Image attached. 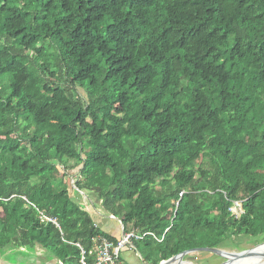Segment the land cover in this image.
Returning a JSON list of instances; mask_svg holds the SVG:
<instances>
[{
	"label": "trees",
	"instance_id": "1",
	"mask_svg": "<svg viewBox=\"0 0 264 264\" xmlns=\"http://www.w3.org/2000/svg\"><path fill=\"white\" fill-rule=\"evenodd\" d=\"M97 211L146 264L264 243V0H0V258L94 264Z\"/></svg>",
	"mask_w": 264,
	"mask_h": 264
},
{
	"label": "rangeland",
	"instance_id": "2",
	"mask_svg": "<svg viewBox=\"0 0 264 264\" xmlns=\"http://www.w3.org/2000/svg\"><path fill=\"white\" fill-rule=\"evenodd\" d=\"M78 92L82 96L83 99H86V93L83 90L79 89ZM50 172L54 178L58 176L57 169L53 168V169H51ZM67 179H65L66 182L68 181ZM69 182H70V185H72L71 187H74L73 186V184H74L73 180L69 179ZM80 195H81V193H80ZM81 200H82L81 202L84 203V205H86V207L91 210V206H90L91 203H90L89 199H87L85 196L82 195ZM96 200H97V198H96ZM232 211L236 217H239V215L241 214L240 209H238V208H232ZM109 218L111 220H113V218H111V216ZM119 225H120V223H119ZM120 233H121V231H120ZM261 244H263V242ZM261 244L259 243L258 245H261ZM254 247H255V245L253 244V242L250 239H248L247 237H241V238L236 239V240L227 241L226 243H224L221 246L220 249L225 251V252H229V253H239L241 251L250 250ZM223 261L224 260L221 259L220 257L214 256V255L209 254V253H196V254H193L192 256L191 255L187 256L184 259V262H192V264H221ZM0 264H57V262L56 261H47L44 258L43 254L32 253L29 255L17 254V255L2 256L0 258Z\"/></svg>",
	"mask_w": 264,
	"mask_h": 264
},
{
	"label": "built area",
	"instance_id": "3",
	"mask_svg": "<svg viewBox=\"0 0 264 264\" xmlns=\"http://www.w3.org/2000/svg\"><path fill=\"white\" fill-rule=\"evenodd\" d=\"M26 200L25 198H23ZM33 206V205H32ZM34 207V206H33ZM234 208L240 209V204L235 203ZM111 218H114L111 216ZM41 222H50L53 225L57 226V222L55 219L47 218L45 216H41L40 218ZM121 226V224H120ZM122 230V236L120 239H118L117 243H112L107 240L100 239L98 240V245L95 247L94 251L92 252L94 255V264H123L121 262V252L126 247H131L133 240H141L146 235H153L151 233L145 234V235H139L136 232H130V233H123V227L121 226ZM155 238V237H154ZM91 254V253H90ZM81 264H86L84 260V252L82 251V258H81Z\"/></svg>",
	"mask_w": 264,
	"mask_h": 264
},
{
	"label": "crops",
	"instance_id": "4",
	"mask_svg": "<svg viewBox=\"0 0 264 264\" xmlns=\"http://www.w3.org/2000/svg\"><path fill=\"white\" fill-rule=\"evenodd\" d=\"M93 214H95L94 218H95L96 224L99 227H101V229L105 233L109 234L110 236H113L115 239L121 238L122 236L121 226L119 225V222H117L116 219L111 220L109 217L105 216L100 211L93 212ZM192 255L193 254H191V256ZM121 262L123 264H146L144 263L143 259L141 258L137 250L131 247H126L122 250ZM192 262H188V263L192 264Z\"/></svg>",
	"mask_w": 264,
	"mask_h": 264
},
{
	"label": "water",
	"instance_id": "5",
	"mask_svg": "<svg viewBox=\"0 0 264 264\" xmlns=\"http://www.w3.org/2000/svg\"><path fill=\"white\" fill-rule=\"evenodd\" d=\"M115 219V218H113ZM264 245H257L254 248L250 249V250H246V251H241L239 253H229V252H225L221 249H209V248H199V249H193V250H189V251H185L175 257H172L171 259L167 260V261H163L160 264H184V259L191 255V254H196V253H209L212 254L214 256L220 257L221 259H223L224 261L221 264H229L231 262L232 259L235 258H246V257H251L255 250L258 249L260 246Z\"/></svg>",
	"mask_w": 264,
	"mask_h": 264
},
{
	"label": "bare ground",
	"instance_id": "6",
	"mask_svg": "<svg viewBox=\"0 0 264 264\" xmlns=\"http://www.w3.org/2000/svg\"><path fill=\"white\" fill-rule=\"evenodd\" d=\"M184 264H189L184 262ZM229 264H264V245L255 250L251 257L235 258Z\"/></svg>",
	"mask_w": 264,
	"mask_h": 264
}]
</instances>
